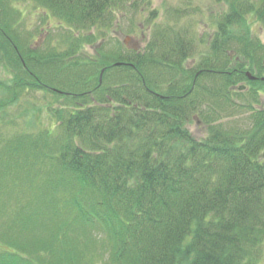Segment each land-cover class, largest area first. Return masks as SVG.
Returning <instances> with one entry per match:
<instances>
[{"label":"trees","instance_id":"obj_1","mask_svg":"<svg viewBox=\"0 0 264 264\" xmlns=\"http://www.w3.org/2000/svg\"><path fill=\"white\" fill-rule=\"evenodd\" d=\"M11 1L0 0V59L13 73L0 80V111L28 89L62 103L54 125L0 134V264H256L264 110L242 136L224 131L202 114L220 93L200 82L218 76L225 98L242 80L264 84V42L248 24L253 15L264 30V0H226L193 64L192 34L171 23L141 51L107 47L136 0H31L72 35L65 50L26 56ZM97 38L98 58L80 59ZM196 117L202 138L187 127Z\"/></svg>","mask_w":264,"mask_h":264},{"label":"rangeland","instance_id":"obj_2","mask_svg":"<svg viewBox=\"0 0 264 264\" xmlns=\"http://www.w3.org/2000/svg\"><path fill=\"white\" fill-rule=\"evenodd\" d=\"M136 1H139L138 8H128L127 11L116 14L114 28L110 31V38L111 36L113 38L107 47L111 49L116 40L126 49L141 51L152 31L165 28L168 23H171L175 24L178 29L189 30L194 38L196 53H193V57H189L185 64L197 62L201 55L208 51L214 31L213 22L220 11L228 10L226 0ZM11 3L15 9L13 20L18 24V32L23 34L22 42L27 48L25 49L26 56L29 55L28 50L32 46L45 52L47 50L67 49L66 36L72 34H69L65 28L58 27L56 17H45L44 10L31 0H13ZM174 10H178L180 16H175ZM248 24L250 25L251 36L264 42V30L253 15L249 17ZM99 42L100 39L98 38L93 43L82 42V46L76 55L82 60L93 61L99 56L95 50V46ZM231 64H233V60ZM10 67L11 65L4 58L0 59L1 81L10 82L12 80L13 73ZM261 73L264 77V72ZM88 77H93L95 80L97 77L96 69H93ZM200 83L211 88V90L219 91L220 95L217 99L206 96L205 103L201 102L202 114H208L207 116L211 117L209 120L220 125L224 131L235 130L242 136L244 132L251 130L253 115L256 114V111L264 110V84L242 80L230 87L232 92L228 98H225L226 88L218 76H206L201 79ZM239 86H244V88L238 90ZM16 96V100H12L4 110L0 111V134L11 136L25 131L36 132L40 128L55 124L56 121L48 113L52 107L58 108L62 99L56 101L57 99H54L47 91L30 89L17 91ZM187 127L195 137L202 138L205 136L207 125L201 120L197 121V117L192 119ZM256 264H264V243L262 256Z\"/></svg>","mask_w":264,"mask_h":264},{"label":"water","instance_id":"obj_3","mask_svg":"<svg viewBox=\"0 0 264 264\" xmlns=\"http://www.w3.org/2000/svg\"><path fill=\"white\" fill-rule=\"evenodd\" d=\"M245 74H246L248 79H250V80L255 79V76H253L250 72H246ZM243 88H244V86H239L238 90H242ZM262 158L264 160V146H263V149H262Z\"/></svg>","mask_w":264,"mask_h":264}]
</instances>
